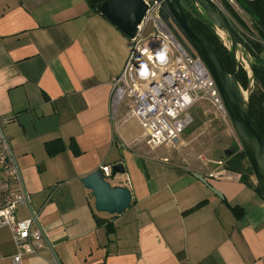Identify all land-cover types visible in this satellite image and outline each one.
I'll use <instances>...</instances> for the list:
<instances>
[{
    "label": "crops",
    "instance_id": "crops-1",
    "mask_svg": "<svg viewBox=\"0 0 264 264\" xmlns=\"http://www.w3.org/2000/svg\"><path fill=\"white\" fill-rule=\"evenodd\" d=\"M131 44L86 0H0V116L50 247L23 264H264V199L251 177L218 161L164 162L138 122L123 120L127 101L111 119L110 81ZM52 142L64 150L49 155ZM116 164L124 173L108 182L131 204L96 212L81 179ZM15 252L0 228V264Z\"/></svg>",
    "mask_w": 264,
    "mask_h": 264
},
{
    "label": "built area",
    "instance_id": "built-area-1",
    "mask_svg": "<svg viewBox=\"0 0 264 264\" xmlns=\"http://www.w3.org/2000/svg\"><path fill=\"white\" fill-rule=\"evenodd\" d=\"M142 1L147 9L131 39L132 50L122 72L111 78L109 106L114 120L117 109L127 101L123 120L135 119L142 129L146 145L155 150L178 141L193 123L190 110L197 104L208 101L223 114L226 110L202 60L193 51L189 52L162 20L160 3ZM207 2L223 14L245 44L250 40L264 48V36L254 31L251 22L247 24L249 26L242 22L246 14L235 0ZM184 8L202 16V9L196 3H184ZM231 11L241 17L237 18L242 24ZM246 28L250 29V34ZM215 31L218 34V30ZM220 40L229 51L228 41L221 37ZM238 61L249 78L250 69L243 54ZM10 121V118L0 116V228L8 229L16 250L10 257L11 264H23L24 256L37 255L41 249L50 250V247L45 245V234L37 214L30 209V195L23 186L4 134ZM217 164L220 166L222 163L219 161ZM99 170L105 179L110 178V167H100ZM19 209L28 211L26 219H18ZM2 259L0 255V261ZM53 261L58 263L54 256Z\"/></svg>",
    "mask_w": 264,
    "mask_h": 264
},
{
    "label": "water",
    "instance_id": "water-1",
    "mask_svg": "<svg viewBox=\"0 0 264 264\" xmlns=\"http://www.w3.org/2000/svg\"><path fill=\"white\" fill-rule=\"evenodd\" d=\"M160 3L159 15L176 35L182 45L197 55L209 70L219 91L224 107L232 126L252 169L254 177L264 195V141L251 126L249 97L253 89L251 63L253 58L247 50L245 42L238 36L227 19L216 8L210 6L207 0H189L202 9L205 17L214 29L224 33L230 47L232 72L228 73L213 48L201 37L195 34L187 24L183 13L182 0H155ZM142 0H108L97 7V11L111 22L125 37L132 39L136 27L141 22L146 11ZM244 55L250 69L248 88L244 91L237 82L239 61ZM236 150L235 146L224 151L228 158ZM120 164L110 167V178L123 174ZM198 180L206 183L203 177ZM83 187L90 191L94 198V210L108 214H120L131 204L130 191L121 186H111L104 178L101 170H97L81 179Z\"/></svg>",
    "mask_w": 264,
    "mask_h": 264
},
{
    "label": "trees",
    "instance_id": "trees-1",
    "mask_svg": "<svg viewBox=\"0 0 264 264\" xmlns=\"http://www.w3.org/2000/svg\"><path fill=\"white\" fill-rule=\"evenodd\" d=\"M106 1L108 0H86L89 7L96 12L97 7ZM235 1L242 11L250 18L254 31L264 36V0ZM182 8L190 29L213 48L226 71L231 73L232 65L230 52L222 45L219 37L215 33L213 25L205 17L197 15L193 11H187L184 7ZM236 19L238 20L237 17ZM238 22L241 23L240 20H238ZM246 47L253 58L251 63L253 89L249 97L251 126L257 135L264 141V61L260 57L264 48L250 40L246 42ZM236 79L240 87L246 91L249 79L247 73L241 67L237 70ZM63 150L64 146L62 143L52 142L46 145V151L49 155L60 153ZM225 170L239 174L240 180L243 183L249 186L251 185L249 180L254 174L242 150L236 149L231 156L225 158ZM254 189L264 199V195L258 184L255 185ZM110 226V224H107L108 229H110Z\"/></svg>",
    "mask_w": 264,
    "mask_h": 264
},
{
    "label": "rangeland",
    "instance_id": "rangeland-1",
    "mask_svg": "<svg viewBox=\"0 0 264 264\" xmlns=\"http://www.w3.org/2000/svg\"><path fill=\"white\" fill-rule=\"evenodd\" d=\"M181 3L183 7L184 3L191 5V2L187 0L181 1ZM231 13L234 17L239 16L232 11ZM239 18L241 17L239 16ZM242 22L246 26L251 24L247 15H245ZM246 31L249 33L250 29ZM216 35L220 39L219 34ZM130 48L132 49V44ZM260 57L264 61V50L261 52ZM190 115L193 118V123L180 135L178 141L172 145L161 146L160 149L154 150V155L164 157L170 163L177 165L197 163L204 166L209 161H220L222 164L218 170H225L224 151L232 146L242 150L227 111L226 114H223L208 101H203L190 110ZM209 166L212 169L214 168L212 164H209ZM251 179L252 182L257 183L254 175L251 176ZM111 180L112 178L107 179V181Z\"/></svg>",
    "mask_w": 264,
    "mask_h": 264
},
{
    "label": "bare ground",
    "instance_id": "bare-ground-1",
    "mask_svg": "<svg viewBox=\"0 0 264 264\" xmlns=\"http://www.w3.org/2000/svg\"><path fill=\"white\" fill-rule=\"evenodd\" d=\"M218 34H219L220 37H223V39H225V38H224L225 36H224V33H223V32L218 31Z\"/></svg>",
    "mask_w": 264,
    "mask_h": 264
}]
</instances>
